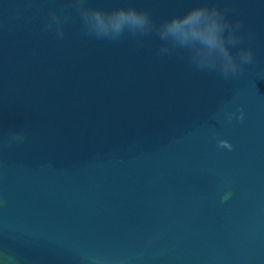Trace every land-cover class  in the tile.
Here are the masks:
<instances>
[{"label": "water", "instance_id": "obj_1", "mask_svg": "<svg viewBox=\"0 0 264 264\" xmlns=\"http://www.w3.org/2000/svg\"><path fill=\"white\" fill-rule=\"evenodd\" d=\"M128 2L158 24L192 0H86ZM212 2L253 53L227 79L155 32L96 37L75 0H0V253L264 264V0Z\"/></svg>", "mask_w": 264, "mask_h": 264}, {"label": "clouds", "instance_id": "obj_2", "mask_svg": "<svg viewBox=\"0 0 264 264\" xmlns=\"http://www.w3.org/2000/svg\"><path fill=\"white\" fill-rule=\"evenodd\" d=\"M75 6L80 9L85 30L98 38L116 39L126 33L155 32L164 42L161 52H167L169 46L185 49L196 67L217 70L225 79L238 75L253 60L250 48L241 47L233 54L231 49L240 43L237 31L240 22H230L212 0H192L185 11L165 17L158 24L147 11L130 2L110 10L90 6L86 0H75ZM61 22L60 15L53 12L45 28L55 27L57 35H62ZM23 140V134H14L7 138L6 144ZM0 264H16V260L0 253ZM79 264H111V261L102 255L81 251Z\"/></svg>", "mask_w": 264, "mask_h": 264}]
</instances>
